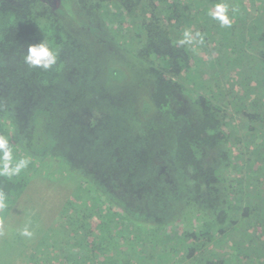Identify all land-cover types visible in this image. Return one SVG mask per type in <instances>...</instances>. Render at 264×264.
Returning a JSON list of instances; mask_svg holds the SVG:
<instances>
[{
    "label": "trees",
    "instance_id": "1",
    "mask_svg": "<svg viewBox=\"0 0 264 264\" xmlns=\"http://www.w3.org/2000/svg\"><path fill=\"white\" fill-rule=\"evenodd\" d=\"M45 40L56 65L24 64ZM3 58L0 135L30 163L0 177V264H264V0H0ZM30 190L51 225L38 198L11 220Z\"/></svg>",
    "mask_w": 264,
    "mask_h": 264
},
{
    "label": "clouds",
    "instance_id": "2",
    "mask_svg": "<svg viewBox=\"0 0 264 264\" xmlns=\"http://www.w3.org/2000/svg\"><path fill=\"white\" fill-rule=\"evenodd\" d=\"M228 5L221 2L216 3L208 12V15L219 22L220 26L231 27L232 20L228 15ZM237 8H233L235 14ZM178 46H190L192 52H197V45L204 43V35L200 31L193 33L191 30H185L181 39L175 42ZM58 52L54 51L47 40L38 45H29L27 54L23 56V62L30 68H38L43 71L51 69L57 63ZM14 145L5 135H0V177L12 179L18 177L30 163V158L21 157L16 159L13 155ZM6 207V195L0 191V209ZM20 234L24 237H31L33 233L29 230V226L25 225Z\"/></svg>",
    "mask_w": 264,
    "mask_h": 264
},
{
    "label": "rangeland",
    "instance_id": "3",
    "mask_svg": "<svg viewBox=\"0 0 264 264\" xmlns=\"http://www.w3.org/2000/svg\"><path fill=\"white\" fill-rule=\"evenodd\" d=\"M74 23L76 24V22L74 21ZM68 27L71 29V30H73L72 29V24L71 23H68ZM84 27L83 26H80V28H77V30L79 29H83ZM70 30V31H71ZM79 30H78V33H80L79 32ZM92 39V41L94 42V43H97L98 44V42H99V40L98 39H96L95 37H93V36H91V37H87V38H85V40L87 41V40H91ZM69 44H72V42L71 41H69L68 42ZM77 43V42H76ZM95 45V44H94ZM96 47H98V48H102V46L100 45V47L99 46H97V45H95ZM0 105H4V99L2 98L1 99V97H0ZM81 117V116H80ZM60 181H61V178L60 179H58L57 180V184L58 185H56V187H60V188H65L66 187V185L65 184H59L60 183ZM53 186H55V185H50V187H48L47 189H43L42 190V192H46V191H48V190H51V189H53ZM68 188V187H67ZM62 192V191H61ZM30 195H29V193L26 195L25 194V197H24V199L22 200V202H21V206L16 210V211H14L13 213H12V217H11V220H14V219H17L21 214H23L24 212H25V206L27 205H24L25 203H30V200H31V198H34V199H36L37 200V198H38V209H43L44 211L46 210V211H48V219H49V223H48V225H51L52 224V222H51V219H53V217H54V214H55V207H56V204L54 205L53 203L55 202V201H50V200H48L47 201V199H46V197L45 198H41V195L40 196H36V194H34V191H31L30 190ZM62 193H64V192H62ZM38 195V194H37ZM23 203V204H22ZM36 207V206H35ZM165 207H166V205H165ZM165 207L163 206L162 207V209H161V213H162V218H164L165 220H169V218H168V214H166V212H167V210L166 211H164V209H165ZM33 209H32V207H30L29 209H28V212H31ZM24 211V212H23ZM164 211V212H163ZM51 218V219H50ZM151 218V217H150ZM17 222H19V221H15V222H13V226L11 227V228H9V230H16L17 231V228L15 227V225H16V223ZM5 228H6V226H5ZM10 232V231H9ZM48 241H49V239H47ZM16 261H18V262H21V259H19V258H17L16 260H14V261H12V262H10V264H12V263H16ZM1 264H2V259H1ZM21 264H24V263H22L21 262Z\"/></svg>",
    "mask_w": 264,
    "mask_h": 264
},
{
    "label": "flooded vegetation",
    "instance_id": "4",
    "mask_svg": "<svg viewBox=\"0 0 264 264\" xmlns=\"http://www.w3.org/2000/svg\"><path fill=\"white\" fill-rule=\"evenodd\" d=\"M3 60H4V58L3 59H1L0 60V64H2L3 63ZM0 97H1V94H0ZM7 97V94L6 93H4V98H6ZM6 103V100L4 99V104ZM26 116H27V112H26ZM21 118H22V116H21ZM21 120V119H20ZM22 121V120H21ZM20 121V122H21ZM25 128V125H20V123H19V129H18V132H19V135H20V138H21V140H22V142L24 141L23 140V135H24V131L26 132L27 131V127H26V130L24 129ZM27 133V132H26ZM56 139H57V137H56ZM57 146H60V147H62L60 144H58Z\"/></svg>",
    "mask_w": 264,
    "mask_h": 264
}]
</instances>
